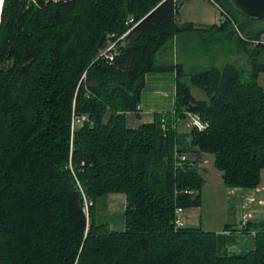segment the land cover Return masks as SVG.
I'll use <instances>...</instances> for the list:
<instances>
[{
  "label": "trees",
  "instance_id": "16d2710c",
  "mask_svg": "<svg viewBox=\"0 0 264 264\" xmlns=\"http://www.w3.org/2000/svg\"><path fill=\"white\" fill-rule=\"evenodd\" d=\"M187 1H3L0 264H264V220L249 228L256 247L242 256L221 255L213 232L174 227L177 207L203 204L202 155L214 157L228 189L264 184V63L190 75L160 62L185 33L225 35L264 56V30L228 0L218 1L237 29L180 24ZM148 73L176 75L174 112L130 128ZM187 113L208 127L181 131ZM176 151L187 156L181 168ZM114 194L126 197L123 231L98 223V200Z\"/></svg>",
  "mask_w": 264,
  "mask_h": 264
},
{
  "label": "crops",
  "instance_id": "0c3cea01",
  "mask_svg": "<svg viewBox=\"0 0 264 264\" xmlns=\"http://www.w3.org/2000/svg\"><path fill=\"white\" fill-rule=\"evenodd\" d=\"M191 1L188 0L181 11L187 10ZM197 14L198 19L192 20L190 16V18L184 20L179 19V23H188L194 26H220L224 23L223 20L215 21L214 18H208L211 19L209 22L200 20L203 17H208L202 10H198ZM179 37H176L171 43L173 44L172 47L169 44L166 50L161 53V63H178L174 57V44ZM252 49L253 47L250 48V50ZM243 54H246L244 49L242 52L241 50H237L234 60L239 62L243 58ZM145 79L146 86L141 95L140 110L138 114H131L140 121H135L136 128L145 123H152L156 114L174 112L176 75L174 73H148ZM146 117H148L147 120H145ZM186 129L185 125L182 124L180 126L181 131H186ZM204 156L209 157L210 155H202L200 157L199 168L203 166L200 164V161ZM203 171L208 172V169H203ZM219 174H221V182L223 184L222 189L219 191L221 195L216 193L218 195L217 198L214 199L211 207L206 208L207 210L205 209V199L200 208L185 210L184 218L187 222V227L192 225L195 228L197 227V229L215 233L218 238L221 255L242 256L253 251L256 247L257 230L249 228L252 225H258L264 220V184L256 190L228 189L224 186L222 173ZM116 197H109L108 201L115 203ZM110 207L112 212L117 214L114 207ZM203 210L207 212L206 220H203ZM196 217H198L197 220ZM113 225L118 226L120 229L122 228L121 230L123 231L125 221L121 223L116 219L113 220ZM226 227H229V229H226Z\"/></svg>",
  "mask_w": 264,
  "mask_h": 264
},
{
  "label": "rangeland",
  "instance_id": "374dc122",
  "mask_svg": "<svg viewBox=\"0 0 264 264\" xmlns=\"http://www.w3.org/2000/svg\"><path fill=\"white\" fill-rule=\"evenodd\" d=\"M220 1V0H219ZM221 3V2H219ZM198 10H202L208 17H203L200 20L210 21L212 18L219 21L223 20L221 13L217 8L210 3L208 0H192L187 10L181 11L179 19L190 18L192 20L198 19ZM211 18V19H208ZM255 28L264 30V20L256 21L252 20ZM201 22V21H200ZM235 27V26H234ZM236 29L238 26L235 27ZM264 40V37H263ZM236 41L230 40L227 36L215 33H185L181 35L174 44V57L178 64H182L187 74H196L202 72L211 67H222L226 63L238 64L241 69L245 70L247 73L251 72L253 59H257V62L264 63V56L254 57L247 54H243V58L235 61V55L238 50ZM173 44H171L172 47ZM188 81L184 79V82ZM259 85L264 88V73H261L258 79ZM192 94L194 98L198 101H203L207 99L205 92L197 87L192 88ZM148 117L145 118L147 120ZM144 120V119H143ZM140 122L137 118L131 114L127 115V122L130 128H136V123ZM139 126V125H138ZM203 158V157H202ZM213 156H204L201 159L200 164L203 166L200 168L201 176L205 181V185L202 193V200L206 203V208L212 206L213 201L220 194V189H222L221 182V172L216 170L213 164ZM203 169H208V172L203 171ZM216 190V191H215ZM117 196V197H116ZM108 195L102 197L98 200L97 204V215L99 224H107L111 230L122 231L118 226L113 225V220L124 222L125 221V208H126V198L125 195ZM109 197H116L115 203L108 201ZM108 202V204H107ZM114 207L117 214H114L111 207ZM207 210V209H206ZM114 214V215H113ZM203 220L207 219V212L202 211ZM198 217H196V220ZM114 226V227H111ZM122 227V225H121ZM189 228H195L192 225ZM197 228V227H196Z\"/></svg>",
  "mask_w": 264,
  "mask_h": 264
},
{
  "label": "built area",
  "instance_id": "2783aa9c",
  "mask_svg": "<svg viewBox=\"0 0 264 264\" xmlns=\"http://www.w3.org/2000/svg\"><path fill=\"white\" fill-rule=\"evenodd\" d=\"M56 2L61 0H54ZM175 2L179 1H187V0H174ZM210 3H212L221 13V16L223 17V21H229L233 26L236 27V21L233 15H231L220 3L218 0H208ZM133 22V19H130L127 24H131ZM132 30H129L121 39H124ZM116 48V43H111L108 47V49L104 52V54H108V57L113 60L115 55L113 53V50ZM110 53V54H109ZM187 120H186V126L187 128H197L200 131L205 130L208 125L204 123L197 115L187 113ZM176 162L175 167L181 168V165L183 162L187 160V156L179 155L176 151ZM185 209L181 207H177L175 210V219H174V227L176 230L184 229L187 227V222L184 218Z\"/></svg>",
  "mask_w": 264,
  "mask_h": 264
},
{
  "label": "water",
  "instance_id": "95a60500",
  "mask_svg": "<svg viewBox=\"0 0 264 264\" xmlns=\"http://www.w3.org/2000/svg\"><path fill=\"white\" fill-rule=\"evenodd\" d=\"M3 1L0 0V17ZM232 8L242 17L250 20H264V0H228Z\"/></svg>",
  "mask_w": 264,
  "mask_h": 264
}]
</instances>
